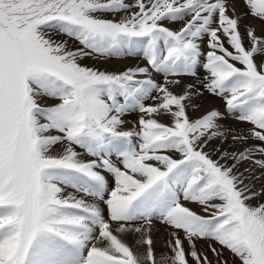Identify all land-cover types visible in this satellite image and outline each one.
Wrapping results in <instances>:
<instances>
[{
  "label": "snow or ice",
  "instance_id": "1",
  "mask_svg": "<svg viewBox=\"0 0 264 264\" xmlns=\"http://www.w3.org/2000/svg\"><path fill=\"white\" fill-rule=\"evenodd\" d=\"M0 264H264V0H0Z\"/></svg>",
  "mask_w": 264,
  "mask_h": 264
},
{
  "label": "rangeland",
  "instance_id": "2",
  "mask_svg": "<svg viewBox=\"0 0 264 264\" xmlns=\"http://www.w3.org/2000/svg\"><path fill=\"white\" fill-rule=\"evenodd\" d=\"M221 104H222V101H219L218 99L217 100H211V99H208L207 96H205V98H204V106L205 107H209V106H213V105L220 106ZM192 114L194 115L195 113H192ZM125 119L135 120L136 116H135V114H133L131 116L125 117ZM245 127H247V126H245ZM226 255H227V253H226Z\"/></svg>",
  "mask_w": 264,
  "mask_h": 264
}]
</instances>
